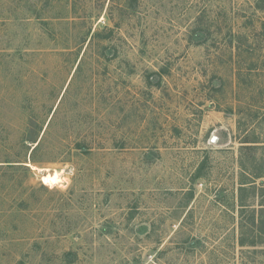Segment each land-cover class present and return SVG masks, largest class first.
Returning a JSON list of instances; mask_svg holds the SVG:
<instances>
[{"label":"rangeland","instance_id":"374dc122","mask_svg":"<svg viewBox=\"0 0 264 264\" xmlns=\"http://www.w3.org/2000/svg\"><path fill=\"white\" fill-rule=\"evenodd\" d=\"M255 1L0 0V264H264L237 245L264 159L242 144L264 141Z\"/></svg>","mask_w":264,"mask_h":264},{"label":"trees","instance_id":"16d2710c","mask_svg":"<svg viewBox=\"0 0 264 264\" xmlns=\"http://www.w3.org/2000/svg\"><path fill=\"white\" fill-rule=\"evenodd\" d=\"M264 0H256L255 1V7L259 10H263L264 6L262 5ZM192 34H190V40L189 42L194 43L195 45L203 44L204 41L202 39L201 35L202 33L199 31H192ZM264 34V32H263ZM235 38V37H234ZM197 40V41H195ZM264 42V38L262 40ZM235 43V44H232ZM231 48L234 52L240 51V44L237 40L231 41ZM167 70L161 68L159 72H155L153 74L157 75L158 81L156 87L160 86V81L162 80V74H167ZM147 83L150 84V80L146 78ZM32 143H36V140L32 141ZM242 144H244V147L246 150H253L254 148L264 147L259 146V144H264V141L260 143V141H257L256 139H252L250 141L249 139H245ZM38 145V144H37ZM259 146V147H258ZM35 148H33L34 150ZM253 162H256L255 159H253ZM8 163V166L15 167L16 165H13L11 161L5 162ZM18 166V165H17ZM16 166V167H17ZM256 173L252 172L249 177L251 180L248 182L244 181V179L240 180L239 187H238V198H237V207H238V215H239V221H238V238H237V245L242 251V254H246L245 248L252 249L254 253H259L260 255L264 256V188L256 189L255 187V179H259L261 177H264V159L261 160V166H258L256 168ZM202 170L201 167H199L194 174L193 180H196L200 177L199 172ZM192 195L190 194L189 198ZM250 200V201H248ZM254 200H258L257 206L258 209H254L251 205H249ZM249 262H244L243 264H248ZM250 264V263H249Z\"/></svg>","mask_w":264,"mask_h":264},{"label":"bare ground","instance_id":"6f19581e","mask_svg":"<svg viewBox=\"0 0 264 264\" xmlns=\"http://www.w3.org/2000/svg\"><path fill=\"white\" fill-rule=\"evenodd\" d=\"M58 178H57V174L55 175H48V176H44L42 178V181L44 183H52V184H55L57 182Z\"/></svg>","mask_w":264,"mask_h":264}]
</instances>
